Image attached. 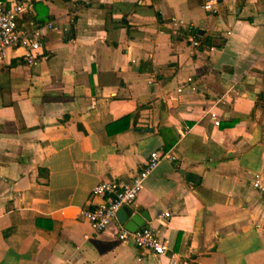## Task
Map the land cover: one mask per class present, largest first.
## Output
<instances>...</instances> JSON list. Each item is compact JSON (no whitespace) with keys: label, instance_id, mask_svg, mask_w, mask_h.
Here are the masks:
<instances>
[{"label":"crops","instance_id":"crops-1","mask_svg":"<svg viewBox=\"0 0 264 264\" xmlns=\"http://www.w3.org/2000/svg\"><path fill=\"white\" fill-rule=\"evenodd\" d=\"M18 1L21 26L55 29L46 60H0V264H264V0ZM151 151L125 208L159 257L79 217Z\"/></svg>","mask_w":264,"mask_h":264},{"label":"built area","instance_id":"built-area-1","mask_svg":"<svg viewBox=\"0 0 264 264\" xmlns=\"http://www.w3.org/2000/svg\"><path fill=\"white\" fill-rule=\"evenodd\" d=\"M219 0H206L202 4L205 11H215ZM25 5L18 0H0V60L7 49L19 50L16 55L27 65H36L46 60L48 54L42 50V29L53 30V22H47L43 26L33 25L25 29L18 20ZM174 22L173 24H175ZM191 47L197 48L200 42L194 36H188ZM213 124H217L213 120ZM160 155L157 151H151L146 161L131 177L126 184H117L110 181H100L94 184L90 190L91 197L100 198V202L91 208H81L79 217L86 220L94 232L105 228L116 221V211L119 207L130 206L143 186L145 178L156 167ZM250 186L264 197V179L255 175L249 181ZM168 212H162L159 217L165 219ZM117 238L121 242L131 239L133 245L140 253H149L152 256H163L169 249L167 238L162 236L152 226H141L134 231H128L118 224ZM185 264V262H183Z\"/></svg>","mask_w":264,"mask_h":264},{"label":"water","instance_id":"water-1","mask_svg":"<svg viewBox=\"0 0 264 264\" xmlns=\"http://www.w3.org/2000/svg\"><path fill=\"white\" fill-rule=\"evenodd\" d=\"M117 222L126 230L134 231L137 228L144 226V223L148 220L145 212H131L121 206L116 211Z\"/></svg>","mask_w":264,"mask_h":264},{"label":"trees","instance_id":"trees-1","mask_svg":"<svg viewBox=\"0 0 264 264\" xmlns=\"http://www.w3.org/2000/svg\"><path fill=\"white\" fill-rule=\"evenodd\" d=\"M64 1H68V0H64ZM191 32L193 33V35H194L195 38H197V39L199 38V37L196 35V29H192ZM204 43H207L205 39H203V40L201 41V44H204Z\"/></svg>","mask_w":264,"mask_h":264}]
</instances>
